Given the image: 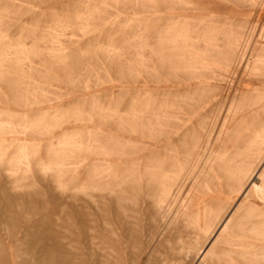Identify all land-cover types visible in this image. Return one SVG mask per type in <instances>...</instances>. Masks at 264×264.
<instances>
[{"label": "rangeland", "instance_id": "obj_1", "mask_svg": "<svg viewBox=\"0 0 264 264\" xmlns=\"http://www.w3.org/2000/svg\"><path fill=\"white\" fill-rule=\"evenodd\" d=\"M0 16V54L9 43L62 45L24 61L10 50L1 70L0 110L20 129L39 119L52 127L42 135V161L68 135L113 153H86L75 179L45 175L36 162L14 190L0 174V264H228L225 228L245 208H263L253 184L264 173V138L248 152L250 176L225 172L264 125V77L251 57L264 44V0H0ZM210 29L241 32L251 47L231 68L213 63L195 50ZM194 146L190 171L161 202L148 168L184 164ZM108 162L137 166L123 192L93 178L94 166ZM203 207L212 208L207 233L190 223Z\"/></svg>", "mask_w": 264, "mask_h": 264}, {"label": "bare ground", "instance_id": "obj_2", "mask_svg": "<svg viewBox=\"0 0 264 264\" xmlns=\"http://www.w3.org/2000/svg\"><path fill=\"white\" fill-rule=\"evenodd\" d=\"M188 30V28H185L180 32L178 31L176 34L177 36L183 37L188 33ZM262 31L263 32L260 38L264 40V28ZM48 34H58V32L56 30L50 29ZM172 40V44H174V40H176V37H174ZM196 41L199 42V44L201 43L199 47L195 48L196 52L199 55L204 56L207 60H210L213 63H219L227 67H230L235 64L238 60V57L243 58V53L251 47L249 39H245L242 36L241 32L238 33L233 29L227 32H220L216 29H210L209 31L203 33L200 37H198ZM35 49L61 51L62 45L58 42L47 44L44 41H41L36 44L32 49H29L23 42L9 43L8 47L3 48L0 54V77L2 76L1 70L6 67V61L4 58H6V56L10 54V50H14L16 52V54L19 56L20 61H24L29 60L32 56H35ZM213 50H218V54H213ZM251 57L254 65L253 73L258 77H264V44L259 45L258 48L257 46H254L251 52ZM7 112L0 110V174H3L6 177L7 181L14 190L20 187L22 188V186L26 184L25 181L32 178L33 166L36 162L39 171L45 175L48 173H54V175L59 178V180L69 175L75 179L79 177V171L86 164L87 159L86 157H84L86 153H101L105 154L106 156H110L111 154H113L105 148L87 147L84 145V143L78 140L77 136L70 137L68 135L65 136L63 139L56 140V142H51L47 147L48 161H42V159L40 158L41 151L43 148L42 135L44 131L51 130V125L47 124L45 122V119H39L34 122H31L25 127H21L20 129L13 121L11 115H9ZM224 130L225 129H223V131ZM22 134H25L26 137L30 135L33 137V139H20L19 136H22ZM262 138H264V125L255 129L251 144L248 148L246 155L238 156V158H233L232 160H230L234 165L231 170H226L225 175L230 176L231 178H238L240 180L248 176L252 169L250 164L245 163L247 162V159L250 158V153L248 152L254 145L256 146V144L258 145V143H262ZM226 140L229 141L230 138L227 136ZM196 147L197 146H194V148H192V150L188 154V159L184 164L175 162L172 168H170L169 170L166 169L165 166L162 164L153 168H148L153 169L152 172L149 173L150 177L160 179L158 185L162 195L161 202H164L165 199H167L173 194L174 188L178 184L181 172L184 170L187 172L190 171L191 167H189L188 161H190V158L194 153ZM214 161L216 162V160ZM223 161L226 162L227 158H224ZM106 164L107 165L104 168L100 166H94L95 171L93 174V178L107 179V183L111 187V192L115 194H118L119 190L120 192H123L126 185V182L123 181V179L135 176L138 169L137 166H121L109 162ZM88 183V181L81 183L78 186L77 190H85L87 188ZM59 184L63 188L67 187V184L62 181H60ZM253 191L263 202V208L255 211H250L245 208L241 212L240 216H237V218L232 222V224L227 226L223 232L222 239L224 243L230 247V250L223 253L228 264H235L239 258L246 260L250 263L252 261H257L260 255H262L264 259V173L260 177H258V179L254 182ZM188 205L189 204H187V206ZM184 214L185 212L183 213V215ZM211 216V207L199 208L195 212L190 214V223L193 227H196L202 232L205 231L207 233L211 228ZM255 216L263 217V219L260 220L258 224H255L252 220V218ZM179 241L182 242L181 239ZM180 252L183 253V250Z\"/></svg>", "mask_w": 264, "mask_h": 264}]
</instances>
